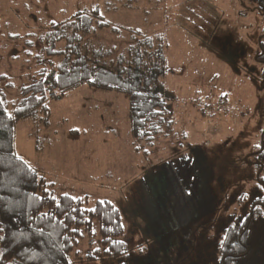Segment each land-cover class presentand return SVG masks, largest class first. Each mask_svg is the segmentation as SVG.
<instances>
[{"label":"rangeland","instance_id":"obj_1","mask_svg":"<svg viewBox=\"0 0 264 264\" xmlns=\"http://www.w3.org/2000/svg\"><path fill=\"white\" fill-rule=\"evenodd\" d=\"M112 2L124 6L101 11L109 21L164 41L174 132L185 138L160 139L146 157L129 136L128 97L81 86L50 102L38 119L17 122V153L54 184L56 196L121 208L131 264H218L222 231L263 194L262 161L254 154L264 133L257 61L264 15L249 0H0V74L14 84L8 100L16 101L33 75L31 56L42 50L36 36L79 10ZM184 155L207 163L197 192L189 188L172 202L169 188L152 180L150 194L143 178Z\"/></svg>","mask_w":264,"mask_h":264},{"label":"trees","instance_id":"obj_2","mask_svg":"<svg viewBox=\"0 0 264 264\" xmlns=\"http://www.w3.org/2000/svg\"><path fill=\"white\" fill-rule=\"evenodd\" d=\"M249 1L264 15V0ZM105 30L119 36L127 29L106 21L98 9L79 10L67 21L51 23L36 36L42 50L31 56L36 61L33 75L19 89L16 101L7 96L14 88L12 78L0 74V264L132 263L121 208L109 200L90 206L87 197L56 196L54 184L16 150L18 121L38 119L49 111L50 102L81 86L128 97L129 136L138 153L148 157L158 140L185 138L183 134L178 139L174 132L165 86L169 66L164 41L129 29L130 44L120 49L118 43L103 39ZM260 47L257 61L264 88V34ZM24 55L30 57L29 51ZM193 152L205 155L200 149ZM254 155L262 161L258 181L263 194L245 218L222 231L216 248L218 264H264V133L262 148ZM198 161L184 155L177 162H164L143 178V184L150 193L153 180L160 189L169 188L168 200L179 201L189 188L197 192L202 185L207 163Z\"/></svg>","mask_w":264,"mask_h":264},{"label":"crops","instance_id":"obj_3","mask_svg":"<svg viewBox=\"0 0 264 264\" xmlns=\"http://www.w3.org/2000/svg\"><path fill=\"white\" fill-rule=\"evenodd\" d=\"M110 2H111V0H109ZM112 3H115V4H110V3H107L105 6L103 5V6H101L100 4H94V5H92V7H90L89 9H87V8H84V10H88V11H94V10H99V14L100 15H102V17L106 20V21H108L109 23H111V24H113V25H115V26H117V27H120L121 29H127V30H125L124 32V35H123V33L121 32L120 34H119V36H117V35H115V34H113L112 35V33H115V32H112V31H108V30H105L104 32H102V35H103V39L104 40H107V43L108 44H114V43H118V45L119 46H123V47H121V48H124V49H126L127 47H128V45L130 44V41H129V35H127L126 33H129L128 31H129V28H126L125 26H122V25H119V24H117L116 22H112V21H109V18H108V14L106 15V16H104L103 14H102V12L101 11H104L105 10V12H106V9L107 10H111L113 7H115V9L116 10H119L121 7H123L124 5H120V4H118L117 2H112ZM82 11V10H81ZM110 17V16H109ZM111 17H112V15H111ZM108 18V19H107ZM133 29V28H132ZM135 30V29H134ZM120 36H121V38H120ZM127 37H128V39H127ZM103 40V41H104Z\"/></svg>","mask_w":264,"mask_h":264}]
</instances>
